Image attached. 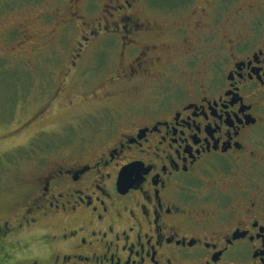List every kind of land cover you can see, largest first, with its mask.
I'll return each mask as SVG.
<instances>
[{"label":"flooded vegetation","instance_id":"1","mask_svg":"<svg viewBox=\"0 0 264 264\" xmlns=\"http://www.w3.org/2000/svg\"><path fill=\"white\" fill-rule=\"evenodd\" d=\"M117 2L71 66L94 44L102 66L112 36L107 83L152 79L155 101L23 180L0 263L264 264V0H200L171 32L153 0Z\"/></svg>","mask_w":264,"mask_h":264},{"label":"rangeland","instance_id":"2","mask_svg":"<svg viewBox=\"0 0 264 264\" xmlns=\"http://www.w3.org/2000/svg\"><path fill=\"white\" fill-rule=\"evenodd\" d=\"M199 2L185 6V0H153L155 7L144 8V17L175 31L185 28V14ZM117 4V0H0L1 219L22 203L20 184L26 177L79 155V149L100 140L102 129L125 125L136 117V107L154 103L152 79L142 81V90H134L130 82L116 87L107 83L120 65L112 36L104 40L112 47L102 66L96 68L97 44L96 49L84 47L76 68L71 66L82 36L98 26L102 13L115 12ZM183 59L175 51L169 56L171 63Z\"/></svg>","mask_w":264,"mask_h":264}]
</instances>
